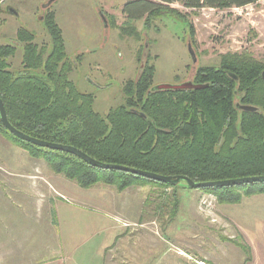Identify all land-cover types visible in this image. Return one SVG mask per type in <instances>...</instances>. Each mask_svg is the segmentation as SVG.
<instances>
[{
	"label": "rangeland",
	"instance_id": "rangeland-1",
	"mask_svg": "<svg viewBox=\"0 0 264 264\" xmlns=\"http://www.w3.org/2000/svg\"><path fill=\"white\" fill-rule=\"evenodd\" d=\"M46 1L1 2L0 44L16 46L14 55L8 59L9 69L13 72L23 70L22 46L17 42L20 29L32 33L35 44L49 49L50 38L40 17L45 10H50L48 13L54 14L61 29L67 56L77 61L69 79L79 91L93 94V108L103 116L121 103L123 84L138 77L141 61L147 60L146 54L149 64L154 66L153 85L194 82L193 76L199 67L218 66L220 56L226 53L246 52L264 62V0L231 9L191 10L174 3L171 7L185 14L187 22L162 16L145 29L143 19L133 21L140 32L139 39L120 32L119 26L125 22L121 8L128 0H54L50 7L42 8ZM188 44L195 53V62L188 52ZM9 139L0 133V198L25 196L33 199L31 205H23L30 212L32 225L30 264H47L51 260L62 263L70 260L72 264L74 259L81 262L83 257L74 256L69 247L73 240H81L80 247L86 245L80 249L85 255L87 252L83 250L98 248L100 241L105 239L107 247L97 254V259L101 257L105 264H136V245L142 251L143 264H224L231 255L225 247L242 242L239 237L234 239V227L223 216L218 198L210 211L200 207V197L212 192L187 188L182 183L167 189L130 186L122 192L99 184L81 188L51 172L41 158L30 156ZM44 196L72 203L68 211H60L61 214L74 213L75 217L66 219L57 213L47 214L35 201ZM174 197L178 199L177 204L173 203ZM252 199L244 196L240 204L225 207L229 213H247ZM194 209L199 215L190 219ZM82 213L86 219L79 217ZM16 222L11 221L10 225ZM87 227L90 230L85 234ZM108 227L112 231L109 238ZM190 232L196 236H185ZM93 236L98 242L96 246L91 241ZM156 245L159 250L152 251ZM207 256L212 262L202 259ZM3 262L0 259V264Z\"/></svg>",
	"mask_w": 264,
	"mask_h": 264
},
{
	"label": "trees",
	"instance_id": "trees-1",
	"mask_svg": "<svg viewBox=\"0 0 264 264\" xmlns=\"http://www.w3.org/2000/svg\"><path fill=\"white\" fill-rule=\"evenodd\" d=\"M257 1L128 0L121 8L125 22L119 28L122 35L139 39L133 21L143 19L145 29L162 16L187 22L185 14L171 7L174 3L196 10L231 9ZM53 15L48 13L44 22L49 49L35 44L28 30L18 31L20 72L9 69L8 59L16 46L0 44V99L13 127L37 139L74 146L103 163L165 176L183 175L195 182L264 175L263 61L246 52L226 53L220 56L218 66L196 70L194 82L208 83V87L152 91L154 66L149 64L148 54L145 62L139 56L138 77L123 84L121 103L103 116L93 108V94L79 91L69 79L77 61L67 56ZM237 103L253 105L257 110H239ZM0 133L30 156L41 158L51 172L81 188L99 184L122 192L130 186L167 189L178 185L93 167L71 153L22 141L1 121ZM198 190L216 194L220 204H233L244 196L264 193V181ZM177 202L174 197L173 203Z\"/></svg>",
	"mask_w": 264,
	"mask_h": 264
},
{
	"label": "crops",
	"instance_id": "crops-1",
	"mask_svg": "<svg viewBox=\"0 0 264 264\" xmlns=\"http://www.w3.org/2000/svg\"><path fill=\"white\" fill-rule=\"evenodd\" d=\"M45 198H37L35 201L38 205H40L42 210L47 212V214L57 213L59 215H64L66 219H73L75 217L74 213L61 214L60 211V209L68 211L67 208H71L70 204L72 203H68L67 201L61 199L59 201L55 197ZM245 198H253L251 209L247 213L241 211H232L229 213V209L225 207L227 204H220L223 216L226 219H229L234 227V239L239 237L242 241L238 245L232 244L225 247L228 252H231V255L230 259L228 257V260L224 264H264V194H256ZM32 200V198H27L25 196H21L18 199H15L12 196L0 198V259H3V264H27V261L30 264L32 249L30 246L32 239V225H30V212H27L23 205L27 203L31 205ZM237 204H240V202ZM198 215V211H195L194 209L190 213L189 218L194 219V217H197ZM80 216H82L83 219L87 218V216L83 213L82 215L80 214L79 217ZM51 219H53V217H51ZM11 221L17 222L14 225H10ZM2 223H7V225ZM50 225H52V221ZM10 226H14V229H11ZM88 230H90L88 227L85 228L84 233L86 234ZM36 231L37 230L34 232ZM91 231L93 232L94 230ZM103 231H105V229ZM107 233V237L109 238L110 235H112V231L109 227ZM185 236H191V238H193L196 234H192V232H190V234H185ZM95 237L96 236H93L91 241L93 240L92 243L96 246L98 242L94 241ZM72 242L73 243L69 246L72 250V254L74 256L79 254V256L83 257L81 262L74 259L72 264H105L101 257L100 260L97 259V254H99L101 249H105L107 247V239L100 241L98 248L92 247L90 250V247H88L87 250H83L87 252L84 253L85 255L81 254L82 250L80 249H83L86 245L83 244L80 247L81 240H78L77 242L73 240ZM138 246L139 245H136L137 252H135V261L136 264H143L140 259L142 257V251L140 252L138 250ZM154 249H156V251L159 250L157 245L152 247V251H154ZM21 255H23V257H21ZM8 259H10V261H8ZM202 259H210L207 261H211V257L208 256ZM69 263L70 260L66 263L59 262L58 260H51L47 264Z\"/></svg>",
	"mask_w": 264,
	"mask_h": 264
},
{
	"label": "water",
	"instance_id": "water-1",
	"mask_svg": "<svg viewBox=\"0 0 264 264\" xmlns=\"http://www.w3.org/2000/svg\"><path fill=\"white\" fill-rule=\"evenodd\" d=\"M54 0H48L45 4L42 5L43 8L47 7L50 5ZM102 21L104 22V27H106L107 24H105V18L102 15L101 16ZM188 52L192 58V62H195V53L191 47L190 44L187 46ZM261 77L264 79V71L261 72ZM208 83H195L193 81L187 80L184 82H181L179 84H157L153 85L151 87L152 91L156 90H181V89H203L208 87ZM237 109L243 110V111H256L257 107L253 105H245V104H236ZM0 121L4 128L10 132L12 135L15 137L19 138L22 141H26L28 143L37 145L39 147H44L48 148L51 150H58V151H63L67 153H71L85 162H87L89 165L97 168H102V169H115L119 171H124L128 172L134 175L142 176L148 179H152L161 183L169 184V185H177L179 183L184 184L187 188L191 189H200V188H208V187H224V186H230V185H236V184H243V183H253V182H260L264 181V175H259V176H248V177H240V178H233V179H225V180H216V181H205V182H195L191 180L190 178L183 176V175H178V176H165V175H160L156 174L153 172L149 171H143L140 169H135L132 167H127L123 165H118V164H111V163H103L98 160H95L91 158L89 155L81 151L80 149L71 146V145H66L62 143H55V142H49L41 139H37L35 137H31L15 127H13L6 116L5 108L3 105L2 100L0 99Z\"/></svg>",
	"mask_w": 264,
	"mask_h": 264
},
{
	"label": "built area",
	"instance_id": "built-area-1",
	"mask_svg": "<svg viewBox=\"0 0 264 264\" xmlns=\"http://www.w3.org/2000/svg\"><path fill=\"white\" fill-rule=\"evenodd\" d=\"M217 202V196L213 193H206L202 195L199 199V205L203 210L210 211L214 204L212 203Z\"/></svg>",
	"mask_w": 264,
	"mask_h": 264
},
{
	"label": "flooded vegetation",
	"instance_id": "flooded-vegetation-1",
	"mask_svg": "<svg viewBox=\"0 0 264 264\" xmlns=\"http://www.w3.org/2000/svg\"><path fill=\"white\" fill-rule=\"evenodd\" d=\"M2 1H3V0H0V4H1ZM47 1H48V0H47ZM47 1H46V2H47ZM46 2H44V3H46ZM52 3H53V2H52ZM52 3H51V4H52ZM51 4H50V5H51ZM50 5H48V6L45 7V8L50 7ZM42 8H43V7H42ZM48 11H50V10H45V11H44L45 14L41 15V17H40V19H41L43 22H45V18H46V15L48 14Z\"/></svg>",
	"mask_w": 264,
	"mask_h": 264
}]
</instances>
